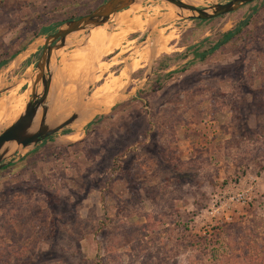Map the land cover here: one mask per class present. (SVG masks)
I'll use <instances>...</instances> for the list:
<instances>
[{"label":"rangeland","instance_id":"374dc122","mask_svg":"<svg viewBox=\"0 0 264 264\" xmlns=\"http://www.w3.org/2000/svg\"><path fill=\"white\" fill-rule=\"evenodd\" d=\"M106 1L0 0L1 123L46 37ZM131 6L93 30L97 49L57 52L55 122L80 118L0 169V264H264V0L211 20ZM239 26L205 60L183 56Z\"/></svg>","mask_w":264,"mask_h":264},{"label":"water","instance_id":"95a60500","mask_svg":"<svg viewBox=\"0 0 264 264\" xmlns=\"http://www.w3.org/2000/svg\"><path fill=\"white\" fill-rule=\"evenodd\" d=\"M141 1L107 0L93 12L61 23L54 33H50L46 37L43 52L36 64L35 71L28 77L30 83L27 88V102L19 116L0 131V169L5 166V161L9 157L14 144L24 148L36 145L51 138L80 118V113L74 112L58 123L55 122L57 120L51 119L53 106L50 95L55 74L53 60L56 64L59 56L57 52L70 46L84 45L90 43V41L94 43L97 41L95 47L97 49L98 39L96 41L91 39L93 30L98 27H105L117 13ZM162 1L176 7L180 15L185 16V11H188L190 14L186 16L190 18L211 20L235 12L256 0H229L208 7H198L184 0ZM80 31L86 32L87 37L82 38L80 41L70 39L73 34Z\"/></svg>","mask_w":264,"mask_h":264},{"label":"trees","instance_id":"16d2710c","mask_svg":"<svg viewBox=\"0 0 264 264\" xmlns=\"http://www.w3.org/2000/svg\"><path fill=\"white\" fill-rule=\"evenodd\" d=\"M48 31H49V27H46L43 30L44 33H48ZM242 34H243V27L239 26L235 30L222 33L221 37L216 41H210V39H207V42L209 43V47L207 49L200 51L202 48V43L190 46L191 48L189 47L190 49L188 48L189 50L185 52L183 56L187 57V54L189 53V51L192 50L191 53H194L195 58H198L199 60L203 61L214 51L220 49L222 46L238 38L239 35H242ZM7 62L8 60L2 61L0 63V67L5 65Z\"/></svg>","mask_w":264,"mask_h":264},{"label":"bare ground","instance_id":"6f19581e","mask_svg":"<svg viewBox=\"0 0 264 264\" xmlns=\"http://www.w3.org/2000/svg\"><path fill=\"white\" fill-rule=\"evenodd\" d=\"M132 7V6H131ZM123 22V21H122ZM132 27V26H131ZM102 28V27H101ZM97 29L95 32H94V36H95V39H98L99 40V38H100V40H103V38L105 39L106 37H103L102 35V32H101V30L102 29ZM105 28V27H104ZM104 30V29H103ZM106 31V30H105ZM116 36H112L111 37V39H112V41H113V45H116V43H115V40H116ZM121 39V38H120ZM99 40V41H100ZM123 41V40H122ZM110 46V45H109ZM108 46V47H109ZM112 46V45H111ZM117 47V46H116ZM108 50H109V48H108ZM70 58V57H69ZM69 58H67V59H69ZM67 59H65L64 61H63V63H65V61L67 60ZM72 63V62H71ZM55 65V64H54ZM65 65V64H64ZM68 65V64H67ZM70 65V64H69ZM72 68H73V70H77V69H79V66L80 65H78V64H76V63H72ZM66 67V66H65ZM55 68V67H54ZM57 68V67H56ZM68 68H69V66H68ZM72 68H70V70L72 69ZM58 70V69H57ZM72 71V70H71ZM64 73V72H63ZM60 74V73H59ZM64 82V81H63ZM68 84V83H67ZM70 85V84H69ZM66 87V86H65ZM65 89H67V88H65ZM69 90H70V88H68ZM73 89H74V87H73ZM23 95V94H22ZM23 97V96H22ZM13 99V103L11 104V107H10V109H9V111H12L13 113L10 115V117L8 118V119H6L3 123H1V119L2 118H0V123H1V125L2 124H6V123H9V122H11L12 121V119H13V115H14V113H15V111H16V109H17V107H18V103H19V97H17V98H12ZM11 99V100H12ZM21 102V101H20ZM24 102H25V98L22 100V102H21V105H20V107H19V109H18V111L16 112V114H15V119L17 118V116L19 115V113H20V111H21V109L23 108V104H24ZM3 102H0V116L1 115H3V112H4V110L2 111V107H3ZM71 105H72V103H71ZM70 105V106H71ZM7 106V105H6ZM63 111H65V108H64V106L63 107H60V108H55L54 110H53V112H52V114H51V117H53V118H51V119H54L58 114H60V113H62ZM57 118V117H56ZM15 119H13V120H15ZM0 125V126H1ZM7 126V125H6Z\"/></svg>","mask_w":264,"mask_h":264}]
</instances>
